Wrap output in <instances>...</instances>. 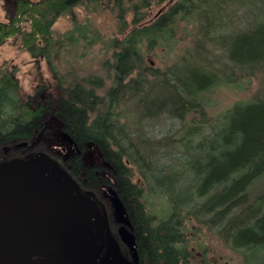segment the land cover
Wrapping results in <instances>:
<instances>
[{"label": "trees", "instance_id": "obj_1", "mask_svg": "<svg viewBox=\"0 0 264 264\" xmlns=\"http://www.w3.org/2000/svg\"><path fill=\"white\" fill-rule=\"evenodd\" d=\"M82 1L16 0L8 21H0V43L20 35L33 55H49L53 43L41 46L40 41H47L57 19ZM111 1L120 34L111 39L113 83L103 95L91 87L100 82L101 89L102 78H85L89 87L84 82L62 84L57 113L65 131L81 148L91 142L100 146L122 186L142 246L150 249L154 262L179 264L181 256L183 264H190L185 240L190 218L236 251H264V92L217 116L209 114L204 96L221 84H239L257 72L264 74V0H136L127 7L124 0ZM170 1L156 19L142 23L146 14L141 9ZM128 8L135 11L134 26H127ZM182 21L188 25L183 30L192 27L194 46L206 56L190 69L182 66L192 57L190 50L170 67L151 66L147 54L157 47L171 48ZM88 31L97 32L96 39L102 37L97 30ZM74 33L60 37L61 44L76 41ZM159 79L168 82L162 101L151 96ZM163 81L158 84L161 89ZM18 89L13 72L0 68V143L26 137L40 112L17 97ZM134 97L142 106L160 104L156 116H163L161 121H183L181 135L157 137L149 124H131L119 106ZM188 115L192 118L186 121ZM165 140L182 147L176 151L182 157L176 167L156 166L160 158H171ZM82 161L79 155L75 158L79 167ZM92 169L86 167L87 172ZM135 170L150 189L167 198V213L163 208V214L149 210L144 187L134 182Z\"/></svg>", "mask_w": 264, "mask_h": 264}, {"label": "rangeland", "instance_id": "obj_2", "mask_svg": "<svg viewBox=\"0 0 264 264\" xmlns=\"http://www.w3.org/2000/svg\"><path fill=\"white\" fill-rule=\"evenodd\" d=\"M135 1L124 0L123 5L127 7L133 5ZM15 2L16 0H0V21H8V15L14 12ZM171 3L172 1L169 4L161 5L153 3L149 7L141 9V14H146L142 23L146 24L156 19ZM112 6L113 1L109 2V0H103L101 3L95 0H84L74 6L72 10L62 14L55 22L47 41L39 43L41 46L53 43L49 55L43 52L33 55L23 47L20 35L0 43V68L6 67L13 72L19 86L16 92L17 97L22 102L30 104L32 108L40 109L39 114L36 115L35 124L26 137L9 139L7 144L0 145V162L15 157H26L36 152H45L69 172L67 165L60 160L79 152L82 153L85 166H97L98 169L100 168V175L103 173L105 179L111 177L109 170L111 164L105 159L100 146L91 142L84 148L79 147L65 131L57 111L59 100L64 95L62 86H68L72 80L77 83L84 81L85 78L98 76L103 79V87L98 90V93L102 95L112 85L111 39L120 36L117 31L118 18ZM125 13L129 24L127 26H134L131 22L135 11L128 8ZM185 26L188 25L182 21L175 43L171 48L157 47L147 54L146 59L151 66L159 69L170 67L190 50L192 57L187 58L182 65L185 66V69H190L196 65L197 60L206 56L203 51L194 46L195 36L190 31L192 27L183 30ZM189 26L192 25L189 24ZM89 29L97 30L102 37L96 39L99 34L97 32L93 34L88 31ZM73 31L78 36L76 41L66 42L62 45L60 37ZM82 34L84 36H81ZM263 75L261 72H257L250 78H243L239 84H221L206 92L204 96L209 105V114L220 115L235 103L251 99L257 92H264ZM162 81L163 79L155 80L151 91V96L158 95L157 100L159 101L168 95L166 80L163 81V89L158 86ZM160 106V104L142 106L137 103L136 97H134L119 107L127 114L130 123L134 126L144 127L149 124L154 130L153 134L157 137L170 134L178 138L181 135L180 128L183 127V121L177 119L161 121L164 117L156 116L160 111ZM149 116H155L157 120L152 121L148 119ZM191 118L192 116L188 115L186 121ZM166 142L167 140L164 141L165 151L166 154L171 155V158L168 160L160 158L156 161V166L163 167L164 164L171 163L176 167L178 162L182 161V157L176 156V151L182 147L180 144H167ZM132 168L135 169V167ZM134 182L144 187L145 200L149 210L158 214H163L162 208L166 213L169 211L167 198L159 194L157 190L150 189L148 184L139 177L137 171ZM186 226L188 229L185 240L190 250V264H262L264 262V251H255L247 255L236 251L230 248L209 227L200 225L193 218L186 222Z\"/></svg>", "mask_w": 264, "mask_h": 264}, {"label": "water", "instance_id": "obj_3", "mask_svg": "<svg viewBox=\"0 0 264 264\" xmlns=\"http://www.w3.org/2000/svg\"><path fill=\"white\" fill-rule=\"evenodd\" d=\"M107 218L45 152L0 162V264H90Z\"/></svg>", "mask_w": 264, "mask_h": 264}, {"label": "flooded vegetation", "instance_id": "obj_4", "mask_svg": "<svg viewBox=\"0 0 264 264\" xmlns=\"http://www.w3.org/2000/svg\"><path fill=\"white\" fill-rule=\"evenodd\" d=\"M97 79L99 82L100 77L97 76ZM83 82V80L80 81L81 84ZM84 83L88 85V83ZM73 84H76L75 80H72L69 85ZM97 86L94 88L98 93L100 82ZM91 87L93 86L91 85ZM98 94L100 95V93ZM59 108L60 106H58ZM15 138L17 137H12L11 140ZM8 141L1 142L0 145L7 144ZM81 154L75 152L72 156L60 161L67 165L69 172L78 181L83 193L90 195L97 202L100 210L107 218V226L100 232V251L90 264H158V262H154L156 259L149 253L150 249L146 250L142 246L141 235L137 231L124 198L122 186L114 175L112 165L109 168L111 177L105 179L103 173V176L100 175V168L98 169L97 166H90L93 169L89 172L84 170L87 166L83 163L84 159ZM78 155L83 160V165L80 167L75 163V158ZM178 251H183V247L178 248ZM178 260L179 264H183L181 256Z\"/></svg>", "mask_w": 264, "mask_h": 264}]
</instances>
